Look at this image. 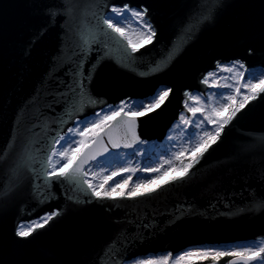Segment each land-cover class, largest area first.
Instances as JSON below:
<instances>
[{
  "label": "water",
  "instance_id": "water-1",
  "mask_svg": "<svg viewBox=\"0 0 264 264\" xmlns=\"http://www.w3.org/2000/svg\"><path fill=\"white\" fill-rule=\"evenodd\" d=\"M123 5L147 8L156 31L134 53L117 34H103L102 18ZM237 61L264 70V0H0V264H124L264 238V94L188 176L150 195L101 199L80 182L41 175L54 138L78 120L168 87L159 108L136 117L140 140L164 141L182 111L193 120L188 94L206 97L208 73ZM78 63L84 92L73 95ZM109 124L103 142L110 134L121 147L108 144L94 161L140 144L123 147L125 125ZM50 212L59 215L16 235L19 224Z\"/></svg>",
  "mask_w": 264,
  "mask_h": 264
},
{
  "label": "snow or ice",
  "instance_id": "snow-or-ice-1",
  "mask_svg": "<svg viewBox=\"0 0 264 264\" xmlns=\"http://www.w3.org/2000/svg\"><path fill=\"white\" fill-rule=\"evenodd\" d=\"M111 13L114 15L102 18V25L106 26L107 30H110V32L106 31L103 34H117L119 37L117 43H123L125 52H127L129 48L131 49V52H137L139 48L153 42V39L156 37V31L151 21L145 19L148 15L147 8L137 10L129 5L111 6ZM207 18L209 17H202V19ZM128 20L136 22L139 27L133 28L131 23L126 24L125 21ZM40 34L42 35L43 32ZM87 47L90 50V45H87ZM106 55L108 54L106 53ZM81 67L82 64L78 63L76 68L77 76L74 77L73 86L69 87V91L73 93V95L83 94L84 92L85 78L81 72ZM218 67H220V65H218ZM152 70L155 71L158 69ZM222 70L228 73H234L231 78L236 81L235 85H224V87L231 89L226 102L219 107H211L205 115L201 108L190 107L188 101H185V107L188 108V111L191 112L193 116H195L198 111L201 112V115L203 116V119H200L195 123L196 128H201L207 122L208 124L214 125V129L212 131L205 130L202 135L196 133L190 134L194 139V142L188 149L192 153L191 159L187 163L184 162L182 159L184 156V149L174 153V158L180 161V167L178 169L180 174L173 175L168 180H165L164 185L156 184L155 187H146L144 191L139 190L142 185H152L155 181L160 180L163 175H167V171L172 170L175 167L172 159L164 160L158 167H145L142 169L144 172L158 174L147 180L137 182L134 187L127 192L124 189L128 187L129 181L132 179L131 175H128L127 177L122 176L119 181H116L107 188L105 186L108 185L109 181L114 177L119 176L121 173L135 172L134 169L123 167L118 168L111 172L110 175L104 176L98 185H94L91 180L85 179L91 169L86 170L84 166L91 161L96 160L98 155H103L108 152V144H110L113 149H119L121 147V142L113 139L110 134H108V144L103 142L102 134H106L105 130L110 128V124L108 123L110 121L125 125V140L123 142V147H132V144L136 142L141 144L144 143V141L140 140V137L136 132V117L143 116L145 112L149 110L159 108L168 98L172 91L171 88H161L154 96L149 98L146 103L136 101L133 104V102L129 100H124L115 107L107 105V111L103 115L97 113L95 114L97 117L95 120L82 122L84 124L83 128H69L66 134L55 137L52 142L51 150L47 153L44 160L41 175L45 177L46 182L51 179H64L69 182H80L87 186V189L91 191L93 196L101 199H134L140 196L150 195L165 185L183 179L189 175V170L193 168L195 164L199 163L200 159L203 158L204 154L208 152L212 145L219 140L224 128L232 122L245 105L250 100H256L259 95L264 94V70L260 71L259 74L249 72V78L243 83H241V80L248 69L245 68V65L242 62L237 61L231 66H224ZM214 75L215 73H208V77H213ZM89 76H91V73H89ZM203 82L208 84L209 79L205 78ZM241 88L245 89L246 92L242 93ZM77 90H79V92H77ZM237 96L241 99L239 103L234 105L233 101L236 100ZM188 98L191 100H200L199 96H192L190 93L188 94ZM229 109L231 110L229 111ZM225 112H227V115H222V113ZM180 122L184 125L193 123L192 120L188 119L183 114L180 116ZM76 137H78V139ZM98 141L100 143V149L102 150L93 148V145L97 144ZM6 155V150L0 151V158H3ZM29 159H31V157H29ZM163 164H168L169 169L161 173L160 168L163 167ZM98 189H103V191ZM0 195H7V191H0ZM56 215H59V213L50 212L31 223L19 224L17 226L18 230L16 235L20 237H28L37 229L48 224ZM226 256L235 258L229 260L228 264H264V238L254 242L251 246L236 248L233 250L218 251L215 249H208L197 252L189 251L183 256H178L175 264H181L182 261L191 259L192 257L203 259L211 257L216 261L220 257ZM168 259V256H163L158 261H142L140 264H167Z\"/></svg>",
  "mask_w": 264,
  "mask_h": 264
},
{
  "label": "rangeland",
  "instance_id": "rangeland-1",
  "mask_svg": "<svg viewBox=\"0 0 264 264\" xmlns=\"http://www.w3.org/2000/svg\"><path fill=\"white\" fill-rule=\"evenodd\" d=\"M137 10H140V9H137ZM110 15H114V14L110 12L108 16ZM125 23L126 24L131 23L133 28L139 27V25L132 20L125 21ZM235 63L236 62L229 63V64H221L220 67H218L215 71H212V73H215V75L213 77H208L209 85L211 86V88L207 91L206 97L205 95L195 91L191 95L199 96L200 100L190 99V101L188 102V105L190 107L201 108L204 114L206 115L207 111L211 107H219L221 104L226 102L227 96L229 95L231 89H229L228 87H224V85L225 84L235 85L236 81L231 78L234 75V73H228L226 71H223L222 68L224 66H231ZM260 71L262 70L257 69V70L246 71V72H256L257 74H259ZM248 78L249 76L245 77V74H244V77L242 78L241 83H243ZM162 88H168V87H162ZM160 89L161 88H159L158 90ZM241 92L244 93L246 92V90L241 88ZM149 98L146 100H136V101H142L146 103L148 102ZM237 98H240V97L237 96ZM136 101H131V102H133L134 104ZM115 106L116 105H114L113 107ZM106 111H107V107L104 108L103 110H100L98 113L103 115ZM181 114L185 115V117L188 118V115L186 114L185 111H182ZM222 115H226V114L222 113ZM180 116L168 130V133L164 141L158 143L157 141L143 140L144 143L142 144L140 143L136 147L134 153L132 154L128 153L126 150H121L113 155L108 156L105 160L94 161L86 167V170L91 169V171L89 172L88 176L85 178L87 180H91L94 185H98L102 181L104 176L111 174V172L115 171L116 169L122 168V167L131 168V169H134L135 172L121 173L119 176L114 177L109 183V186H111L116 181H119L122 176L127 177L128 175H131L132 179L129 181L128 187L124 189L127 192V191H130L137 182L147 180L150 177L158 174V173H148V172L142 171V169H144L145 167H158L159 165L163 163L164 160H167V159H172L173 164L175 166L177 160L173 156L174 153L179 152L182 149H184L185 151H184L183 157L192 154L191 151L188 150L191 144L194 142V139L190 136L191 133L202 135L203 131L205 130L212 131L214 129V125L208 124L207 122L201 128L195 127V123L198 122L200 119H203V116L201 115V112L199 111L196 113L195 116H193V114L191 113V116L193 118L192 120L193 123L189 125L182 124L180 122ZM96 118H97L96 115H93L83 120H78L75 123V125H73L71 128H76V127L83 128L84 124L82 122L93 121ZM76 138L78 139V137ZM168 169H169V165L163 164V167L160 168V172L163 173L165 170H168ZM175 170H176V166L172 170H168L167 175H163V177L160 180L155 181L152 185H142L139 190L144 191L146 187H155L156 184H160L164 182L165 180H168L171 176L175 175L174 173ZM98 190L101 191V189H98ZM23 224H28V223H23ZM259 240L255 239V240H251L247 242H239V243H236L230 246H224L222 247V249L233 250L236 248H243V247L251 246L254 242H257ZM213 248L212 247H192V248H188L183 251H180L176 253L175 255H170L168 252L157 253V254L151 253L145 256H138L137 258L126 261L124 264H140V262L142 261L143 262L158 261L163 256L169 257L167 264H175L176 258L178 256H183L186 252L205 251V250L213 249ZM197 259L199 260L203 258L192 257L191 259L182 261L181 264H218V263H197L196 262Z\"/></svg>",
  "mask_w": 264,
  "mask_h": 264
},
{
  "label": "trees",
  "instance_id": "trees-1",
  "mask_svg": "<svg viewBox=\"0 0 264 264\" xmlns=\"http://www.w3.org/2000/svg\"><path fill=\"white\" fill-rule=\"evenodd\" d=\"M256 73V72H255ZM249 76V72H245V77H248ZM240 102V98H236V100H234L233 101V104L235 105V104H237V103H239ZM231 109H229V111H230ZM225 114L227 115V112H225ZM191 156H192V154H190V155H187V156H185V157H183L182 159L184 160V162L185 163H187L190 159H191ZM176 170H175V175H178V174H180L179 173V167H180V161L179 160H177L176 161ZM174 171V170H173ZM108 175H110V174H108ZM109 183H110V181H109ZM106 188L107 187H109V184L108 185H106L105 186ZM101 191H103V189H101ZM213 249H215V250H218V251H226V250H224V249H222V248H217V247H214ZM222 249V250H221ZM230 257H220L218 260H216V261H214L211 257H209L208 259H197L196 260V262L197 263H218V264H227V261H228V259H229Z\"/></svg>",
  "mask_w": 264,
  "mask_h": 264
}]
</instances>
